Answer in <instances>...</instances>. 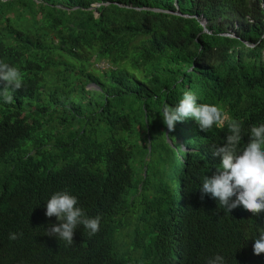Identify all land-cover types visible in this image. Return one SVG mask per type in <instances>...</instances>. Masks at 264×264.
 Masks as SVG:
<instances>
[{"label": "trees", "instance_id": "1", "mask_svg": "<svg viewBox=\"0 0 264 264\" xmlns=\"http://www.w3.org/2000/svg\"><path fill=\"white\" fill-rule=\"evenodd\" d=\"M0 61L23 75L13 103L0 99V264H264V212L201 200L227 123L169 132L162 119L190 91L248 143L264 124V0H0ZM58 191L101 216L95 235H46Z\"/></svg>", "mask_w": 264, "mask_h": 264}, {"label": "clouds", "instance_id": "2", "mask_svg": "<svg viewBox=\"0 0 264 264\" xmlns=\"http://www.w3.org/2000/svg\"><path fill=\"white\" fill-rule=\"evenodd\" d=\"M0 99L3 103H13L12 91L23 86L21 71L0 61ZM11 90V91H10ZM194 119L200 131L207 132L214 125L222 128L227 123L229 135L223 146H213L212 155L220 157L216 172L205 175L199 189L201 200L205 195L218 201L227 213L242 207L254 216L264 212V124L250 128L249 141L241 148L242 129L238 121L231 119L221 108L214 104L197 103L196 96L185 91L174 107L164 104L162 119L169 132L175 130L177 122ZM78 200L67 191H58L46 202L45 215L56 217L59 224L49 225L45 231L49 237L73 244L74 232L79 225L88 235H95L100 229L101 216L88 217L77 207ZM258 236L254 239L253 254H264V227H257ZM19 235H22L19 234ZM18 234L10 233L9 239H17ZM207 264H225L223 256L216 254Z\"/></svg>", "mask_w": 264, "mask_h": 264}, {"label": "rangeland", "instance_id": "3", "mask_svg": "<svg viewBox=\"0 0 264 264\" xmlns=\"http://www.w3.org/2000/svg\"><path fill=\"white\" fill-rule=\"evenodd\" d=\"M93 6L96 7V6H98V5H97V4H94ZM105 67H107V64H105V63H100V64H98V66H97V68H105ZM87 88H91V87L89 86V87H87ZM141 154H142L141 151H140V152H137V153L135 154L133 160H132V166H133V168H134L135 171H137L136 168L138 167L139 162H140V160H141ZM133 218H134V215H133V214L131 215V213H130V214H129V224H130V226L128 227V229H125V230L120 234V236H119V238H118V240H119L120 242H126V243H129V240H130L129 235H130V232H131V230H132V228H133V222H134V219H133Z\"/></svg>", "mask_w": 264, "mask_h": 264}, {"label": "water", "instance_id": "4", "mask_svg": "<svg viewBox=\"0 0 264 264\" xmlns=\"http://www.w3.org/2000/svg\"><path fill=\"white\" fill-rule=\"evenodd\" d=\"M177 15H180L178 12L176 13ZM203 25V24H202ZM204 32H207L205 29L203 30Z\"/></svg>", "mask_w": 264, "mask_h": 264}]
</instances>
